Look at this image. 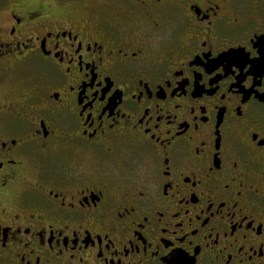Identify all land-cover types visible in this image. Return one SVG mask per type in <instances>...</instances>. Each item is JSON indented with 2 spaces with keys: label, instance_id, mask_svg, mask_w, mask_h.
<instances>
[{
  "label": "flooded vegetation",
  "instance_id": "obj_1",
  "mask_svg": "<svg viewBox=\"0 0 264 264\" xmlns=\"http://www.w3.org/2000/svg\"><path fill=\"white\" fill-rule=\"evenodd\" d=\"M0 264H264V0H0Z\"/></svg>",
  "mask_w": 264,
  "mask_h": 264
}]
</instances>
